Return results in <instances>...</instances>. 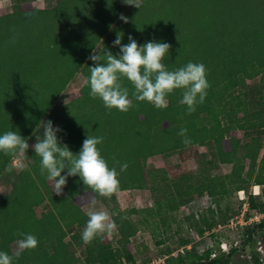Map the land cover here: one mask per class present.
Here are the masks:
<instances>
[{"label": "trees", "instance_id": "trees-1", "mask_svg": "<svg viewBox=\"0 0 264 264\" xmlns=\"http://www.w3.org/2000/svg\"><path fill=\"white\" fill-rule=\"evenodd\" d=\"M164 1L142 0L140 9L130 6L127 23L118 22L127 6L122 0H57L51 8L19 6L12 13L0 10V135L15 131L27 141L48 114L51 119L58 118L62 131L57 132V138L74 154L80 151L87 135L102 136L104 142L97 147L109 167L119 173L118 190H152L160 196L156 197L159 219L164 221V211H174L206 192L211 195L216 200L214 207L204 210L201 218L194 213L186 217L191 229L204 234L222 223L217 216L229 184L237 191L246 190L251 181L264 184V156L260 157L264 93L260 96L263 107L255 108L249 106L246 92L239 91L247 79L264 76V0ZM117 33L123 35L122 44L129 43V35L138 45L150 41L170 44L163 60L168 70L189 61L203 63L210 85L204 102L188 114L187 106L181 103L182 90L176 89L167 96V108L157 109L147 101L135 100L132 84L122 78L133 102L128 112L115 108L109 111L101 99L90 97L86 84L80 96L72 98L62 111L50 112L80 68H84L87 79L90 77L94 62L89 56L104 37L108 40L98 54L103 57L105 50L113 55L120 53L119 46L113 45ZM204 113L206 116H202ZM181 128L187 129L190 143L185 144L178 135ZM239 129L252 130L248 142H242ZM210 140L216 144L217 159L233 163L228 178L220 177L216 183L210 169L205 176L200 172V183L194 181L193 171L187 172L190 174L183 183L171 181L167 168L149 169L145 164L156 154L181 152L185 156V152H196L197 144ZM32 155V164L20 170L13 189L0 193V251L14 252L11 243L18 239L17 232L33 234L39 242L14 264L151 261L153 256L133 239L140 230L138 224L129 212L117 206L113 210L116 227L112 234L85 243L82 232L88 217L83 206L101 196L87 189L78 175L68 177L63 193L57 195L54 182L41 174L40 157L35 151ZM13 157L0 152V176L11 167ZM125 162L128 168L121 172L120 164ZM175 186H184V192H177ZM259 206L264 212V204ZM228 220L223 219V223ZM263 223L257 226L262 237L248 230L243 246L233 245L229 253L219 251L216 257L211 255L220 244L198 253L187 248L190 241L185 239L184 254L179 253V259L171 257L170 263L264 264L258 251L252 252L251 261L232 263L235 256L252 251L256 240L264 241ZM116 231L119 236L114 242ZM69 235L71 241L67 240ZM80 246L85 251L83 260L78 256Z\"/></svg>", "mask_w": 264, "mask_h": 264}, {"label": "clouds", "instance_id": "clouds-1", "mask_svg": "<svg viewBox=\"0 0 264 264\" xmlns=\"http://www.w3.org/2000/svg\"><path fill=\"white\" fill-rule=\"evenodd\" d=\"M122 3L139 9L142 6V0H122ZM119 19L128 22V17L123 13L119 15ZM122 38L123 35L117 33L113 41L114 46H119L118 55L105 50L102 57L94 49L89 56L94 62V66L90 67V77L85 80V84L90 87V97L101 99L109 111L115 108L128 112L133 107V102L129 89L123 84V78L132 84V97L135 100L147 101L157 109L167 108V96L176 89L182 90L181 103L187 106L188 114L195 112L198 103L204 102L210 85L203 63L189 61L175 70H168L163 60L169 53L170 44L150 41L138 45L131 35L128 36L129 43L122 44ZM60 131L62 129L58 126L53 127L51 120L41 121L34 129L36 142L31 145L35 154L40 157L41 174H46V178L54 182V192L61 195L67 178L78 175L87 189L100 196L110 197L115 193L119 187V173L115 167H109L97 147L104 142V137L87 135L80 151L74 154L66 144L58 140L57 132ZM178 135L185 144L191 142L186 128H181ZM29 147L27 141L15 131L0 135V152L6 155L22 156ZM19 167L23 169L26 166L21 164ZM127 168L126 162L120 164L121 172ZM65 169L67 171L62 175ZM6 171L11 172L12 168L8 167ZM91 203L92 206L86 211L88 220L82 232L85 243H91L97 236L105 233L112 234L116 227L107 211L97 210L95 200ZM16 235V250L12 254L0 251V264H14V260L19 259L24 251L38 246L35 235L24 232H17Z\"/></svg>", "mask_w": 264, "mask_h": 264}, {"label": "rangeland", "instance_id": "rangeland-1", "mask_svg": "<svg viewBox=\"0 0 264 264\" xmlns=\"http://www.w3.org/2000/svg\"><path fill=\"white\" fill-rule=\"evenodd\" d=\"M162 2L164 3L165 1L162 0ZM56 4L57 0H0V10L2 13H12L19 6L51 8ZM129 7L130 5H127L123 12L125 16L130 10ZM118 22L123 23L124 21L118 19ZM106 40H108V37H104L103 41L98 44L95 49L97 52L103 48ZM86 79L87 78L84 68H80L72 80L67 84L65 89L60 93L59 97L50 109V112L56 113L60 110L62 111V108L67 106L71 102L72 98L80 96L79 92L84 87ZM239 91L246 92L245 97L250 107H263V102L260 101V96L262 93H264V76L260 74L253 78L247 79L245 87L241 88ZM10 102L15 101L14 99H11ZM24 102H27V100H24ZM202 116H206L205 113ZM46 120H51L53 122V127L59 126L58 118L51 119L47 114L42 121ZM42 132L43 129L40 130L41 134ZM238 134L242 137L243 143L248 142L253 135L252 130L244 131L242 129L238 130ZM35 142L36 139L33 133L27 140V143L30 145L27 153L23 154L22 156L13 157L11 165L12 171L4 172L0 176V193H8L13 189L17 175L21 170L19 165L23 164L28 166L32 164V154L34 149L31 147V145ZM196 150V152L192 151L191 153L189 151L185 152V156H183L181 152H176L169 155L156 154L149 157L145 164L149 169L158 167L167 168L171 175V181L180 180V182L183 181L184 183L188 178V174H190L186 173L193 171L192 177L194 181L196 183H200V172H203L205 176L207 175V169H210L209 174L215 178V183L219 181L220 177L228 178V175L233 169V163H223L217 159L215 156L216 144L213 140L207 141L206 144H197ZM262 156H264V143L260 151V157ZM260 185L261 184H259V187ZM183 188L184 186L179 188L178 186H175L177 192H184ZM259 190H261V194H256V184H253V181L248 184L246 190L242 191L235 190L234 185L229 184V193L225 198L222 197V209H219L220 211L217 216L218 221L222 223H219V225L213 229H209L204 234H200L201 238L195 235V230H191L186 217L194 213L196 214L197 218L198 214H200L199 218H201L204 210H206L209 206L214 207V201L216 202V200L207 192L202 196L196 197L180 205L174 211H164V221L163 219H159L156 214V208L158 207V202H156V199L160 196H157L156 193L150 189L118 190L110 197L101 196L95 200V207L97 210L107 211L112 220L113 210L116 206L129 212L133 220L140 228L137 235L133 237L134 241L140 244L141 248L146 251V254L153 256L148 264H171V257L179 259V253L182 252L184 254L182 250L185 249L183 246L185 239L190 241L194 249V246H198V248L195 250L199 253V251H203L204 248L207 249L209 246L211 247L212 245H218L224 240L229 243L231 248L233 245L243 246L247 238L246 232L248 230L252 231L256 237H262V234L259 232L260 229L257 227L262 225V223L257 225L249 224L246 225L245 228H243L242 225H237L236 227L231 225V219H234L235 221L238 220L237 215L242 214L246 208H248L246 211V215L248 216L260 211L259 205L264 204V184L261 185ZM253 195L254 197H252ZM243 196L245 199H242ZM47 202L48 201H46L45 204H47ZM91 206L92 203L88 202L83 206V208L85 211H87ZM252 207H254L255 210ZM202 209L204 210L202 213H200ZM228 217L229 220L223 223V219ZM118 236L119 235L116 231V238L113 240L114 242ZM259 239L256 240L255 244H253L252 251L244 255L235 256L232 263L251 261L253 251H258L260 258L264 256V243L260 244ZM67 240L71 241V235L67 237ZM261 241H263V239ZM16 247V241H13L11 243V249L15 251ZM78 256H80L81 260H83V257L85 256L83 246L78 248ZM142 258H144V254ZM139 260L142 261L141 259ZM176 264H188V262H178Z\"/></svg>", "mask_w": 264, "mask_h": 264}, {"label": "built area", "instance_id": "built-area-1", "mask_svg": "<svg viewBox=\"0 0 264 264\" xmlns=\"http://www.w3.org/2000/svg\"><path fill=\"white\" fill-rule=\"evenodd\" d=\"M242 191V190H241ZM260 191L261 190H259V192H256V194H261L260 193ZM242 199H245L244 198V196L242 197ZM246 203V202H245ZM247 204V203H246ZM247 209L248 208H246V210H244L243 212H242V214H239V215H237V219L238 220H234V219H231V221H232V226H237V225H242L243 226V228H245V226L246 225H249V224H259V223H262L263 221H264V212H262V211H259V212H256L255 214H252V215H250V216H247L246 215V211H247ZM203 210L204 209H202L201 211H200V213H202L203 212ZM199 215L200 214H198V218H199ZM192 231H194L193 229H191ZM206 231H208V230H206ZM201 233H199V232H195V235L197 236V237H200L201 238V235H200ZM199 238V239H200ZM262 243H264V241H261L260 242V244H262ZM215 245H212L211 247H214ZM195 247V249L196 248H198V246L196 247V246H194ZM233 247V246H232ZM187 248H189V249H192L193 248V246L191 245V243H189L188 245H187ZM210 248V246L207 248V249H209ZM194 249V248H193ZM207 249H205L204 248V250L203 251H199V253H203V252H205ZM230 250H231V246H229V243L226 241V240H224V241H222L221 243H220V249L218 250V249H215L214 251H213V253H212V255H211V257H216V256H218V254H219V251H222V252H226V253H229L230 252ZM183 252H184V249L182 250ZM196 251V250H195ZM261 260L264 262V256H262L261 257Z\"/></svg>", "mask_w": 264, "mask_h": 264}, {"label": "bare ground", "instance_id": "bare-ground-1", "mask_svg": "<svg viewBox=\"0 0 264 264\" xmlns=\"http://www.w3.org/2000/svg\"><path fill=\"white\" fill-rule=\"evenodd\" d=\"M260 187H259V184H256V190L257 192L259 191Z\"/></svg>", "mask_w": 264, "mask_h": 264}, {"label": "crops", "instance_id": "crops-1", "mask_svg": "<svg viewBox=\"0 0 264 264\" xmlns=\"http://www.w3.org/2000/svg\"><path fill=\"white\" fill-rule=\"evenodd\" d=\"M260 187H261V185H260ZM241 191V190H240Z\"/></svg>", "mask_w": 264, "mask_h": 264}]
</instances>
